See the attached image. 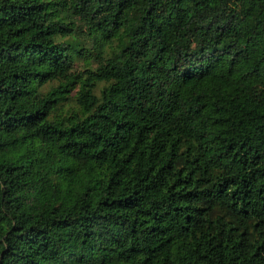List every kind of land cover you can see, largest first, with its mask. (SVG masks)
Listing matches in <instances>:
<instances>
[{
    "label": "trees",
    "instance_id": "16d2710c",
    "mask_svg": "<svg viewBox=\"0 0 264 264\" xmlns=\"http://www.w3.org/2000/svg\"><path fill=\"white\" fill-rule=\"evenodd\" d=\"M0 264H264V0H0Z\"/></svg>",
    "mask_w": 264,
    "mask_h": 264
}]
</instances>
